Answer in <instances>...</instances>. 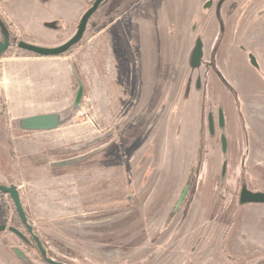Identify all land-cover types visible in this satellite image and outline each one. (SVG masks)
<instances>
[{
  "label": "rangeland",
  "instance_id": "374dc122",
  "mask_svg": "<svg viewBox=\"0 0 264 264\" xmlns=\"http://www.w3.org/2000/svg\"><path fill=\"white\" fill-rule=\"evenodd\" d=\"M198 2L101 5L83 39L123 18L94 46L102 41L107 50L105 41L114 36L119 78L132 73L136 83L132 97L109 115L95 116L86 101L81 112L64 115L66 126L81 129V137L59 146L32 142L0 101V183L18 186L30 223L53 258L71 264L264 262V203H240L242 185L264 191V72L246 61L252 51L264 67V16L250 18L242 29L236 22L250 0H228L232 19L224 16L223 37L216 7L202 10ZM0 10H6L3 1ZM12 27L13 38H23ZM36 27H25V34L43 35ZM197 38L205 54L199 68L190 63ZM218 39L227 42L228 53L216 62ZM219 107L225 129L217 124ZM209 111L215 135L209 132ZM224 130L227 154L220 140ZM66 159L73 162L54 164ZM3 224L24 229L13 200L0 192ZM0 264L46 263L36 247L7 230L0 232Z\"/></svg>",
  "mask_w": 264,
  "mask_h": 264
},
{
  "label": "crops",
  "instance_id": "0c3cea01",
  "mask_svg": "<svg viewBox=\"0 0 264 264\" xmlns=\"http://www.w3.org/2000/svg\"><path fill=\"white\" fill-rule=\"evenodd\" d=\"M0 1L6 7L3 14L7 12V18L24 34L27 31L25 27L32 30L34 25L39 26L35 29L42 30L43 35L36 37L32 32H27L32 34L35 43L55 46L74 35L81 16L93 0ZM198 3L202 4L203 0ZM120 20L123 18H116L101 26L70 52L62 55H18L10 51L5 53L1 58L0 101L7 110L10 122L18 124L21 118L38 113L69 114L78 87L73 67L84 82L83 103L86 101L91 108L94 107L95 116L109 115L114 108L130 99L134 94L135 75L131 73L127 80L119 78L121 70L114 51V36L109 35L105 41L107 50L102 49V41L94 46L102 34ZM118 81H121V86L113 89L112 85L116 86ZM124 82L128 84L125 85ZM115 99L120 102L116 104ZM82 109L78 111L81 112ZM18 130L22 137L32 142L38 139L47 140L46 144L51 143L52 146L66 144L64 142L81 137L82 132L81 129L66 126V123L52 130H24L20 127ZM85 131L84 129L83 132Z\"/></svg>",
  "mask_w": 264,
  "mask_h": 264
},
{
  "label": "water",
  "instance_id": "95a60500",
  "mask_svg": "<svg viewBox=\"0 0 264 264\" xmlns=\"http://www.w3.org/2000/svg\"><path fill=\"white\" fill-rule=\"evenodd\" d=\"M104 1L106 0H94L92 2V4L86 9V11L81 16L79 23L77 25V30L74 33V35L65 42L55 46H45L37 43L28 42L25 40H19L17 43V49L26 50L28 52L34 53L39 56H58L70 52L76 45H78L82 41L83 36L87 29L88 22L90 21V18L100 8L101 4ZM212 2H213L212 0H209L206 3L205 7L206 8L209 7L212 4ZM0 34H1V39H0V58H1L5 53L8 52V49L11 47V34L7 25L5 24V21L1 17H0ZM202 57H203V42L199 38L192 52L191 65L193 67H198L201 64ZM251 60L255 66L259 67L255 57L252 56ZM73 71L77 79L78 87L76 90L75 98L70 113L67 117H69L73 111L79 110L81 108L85 93V86L82 77L80 76V74L78 73L75 67H73ZM219 110H220L219 111L220 127L221 129H224V115H223L222 107H220ZM67 117L65 118L64 115H62L59 112L38 113L21 118L18 124L19 127L24 130H52L62 125L64 121H66ZM209 128L211 133L214 134L215 125H214L212 112L209 113ZM220 140L222 144L223 153L226 154L228 142L224 131H222L221 133ZM72 162L73 159H66V160L57 161L54 164L62 166V165L71 164ZM226 169H227V163L224 162L222 169V176L225 175ZM0 192L10 195L11 199L13 200L16 206V210L22 222L25 224L29 233L32 235L33 239L35 240L37 247L42 254L43 260L47 264H71L69 262L60 261L48 256L47 248L43 244L40 236L34 232V226L30 224L28 221V216L24 209L18 186L16 184L6 185L0 183ZM240 203L241 204L264 203V191H253L249 189L247 185L244 184L240 192ZM4 229H5V225H0V232ZM9 230L17 234L25 242H29L27 235L18 228L14 226H10ZM18 255L21 259H26L23 253L18 252ZM261 264H264V262H262Z\"/></svg>",
  "mask_w": 264,
  "mask_h": 264
},
{
  "label": "flooded vegetation",
  "instance_id": "af4514ba",
  "mask_svg": "<svg viewBox=\"0 0 264 264\" xmlns=\"http://www.w3.org/2000/svg\"><path fill=\"white\" fill-rule=\"evenodd\" d=\"M107 1V0H106ZM106 1H104V2H106ZM209 0H204L203 1V3H202V10H206V9H208V10H210V9H212V8H215L216 7V16H217V21H218V24L220 25V34H224V32L226 31V26H225V21H224V16L225 15H228V14H230V8L228 9V7L226 6V8H225V4L227 3V1L228 0H212L213 2H212V4L209 6V7H205V5H206V3L208 2ZM104 2L102 3V4H104ZM92 4V3H91ZM90 4V5H91ZM101 4V5H102ZM101 7V6H100ZM248 7H250L248 10L246 9V10H241V12H240V15H238V20H237V22H236V24L237 25H242L243 26V28L242 29H246V28H248L247 27V25H248V23H249V19L250 18H252V17H256V15H258V14H261V16L263 15L264 16V0H250V5L248 6ZM88 8V7H87ZM98 11V10H97ZM96 11V12H97ZM95 12V13H96ZM94 13V14H95ZM93 14V15H94ZM93 15H92V17H93ZM91 17V18H92ZM91 18H90V21H91ZM228 18L231 20L232 18L228 15ZM254 18H252V20L254 19ZM89 21V22H90ZM89 22H88V25H87V28H88V26L90 25L89 24ZM233 23H235L234 22V20H233ZM251 24V23H250ZM87 30V29H86ZM223 37H225V35H223ZM199 38H197L196 39V43H197V40H198ZM201 39V38H200ZM20 40V39H19ZM18 40V41H19ZM202 40V39H201ZM202 42H203V40H202ZM196 43H195V45H194V47H193V49H192V52H193V50H194V48H195V46H196ZM217 44L215 45V47H214V49H213V51H214V54H215V57H216V62H217V60L219 59V56L222 54V55H227V53H228V49H227V52L225 51V47L227 46V42H225V41H223V40H219L218 39V41L216 42ZM233 44H234V42H233ZM230 45V44H229ZM242 47L243 48H245L244 47V45H242ZM227 48H228V46H227ZM192 52H191V56H190V63H191V57H192ZM204 56H205V54H204V42H203V57H202V59H201V64L198 66V67H196V68H199V67H201L202 66V60H203V58H204ZM252 56L253 57H255V59L257 60V62H258V65H259V67H257V66H255L253 63H252ZM246 61H247V63H249L250 64V66H252L254 69H255V71L256 72H258V70H260V69H262L263 70V72H264V67L262 66V60L259 58V56H257L254 52H252V51H250V52H248L247 53V57H246ZM211 59L209 58V63H210V65H211ZM210 67H212V66H210ZM261 77L264 79V77L261 75ZM201 84H202V80H201V78L200 77H198L197 79H196V86H197V88H201ZM219 109H220V107H219ZM218 109V117H217V124H218V126L220 127V121H219V110ZM223 109V108H222ZM210 112H212V111H209V113ZM209 113H208V117H207V121H208V128H209ZM213 113V112H212ZM223 115H224V129H225V126H226V115H225V113H224V109H223ZM213 120H214V125H215V132H216V122H215V115H214V113H213ZM221 128V127H220ZM209 132H210V134L211 135H215V133L214 134H212L211 133V131H210V128H209ZM224 132H225V130H224ZM222 133V132H221ZM225 134H226V137H227V133L225 132ZM221 137V136H220ZM229 140H228V138H227V142H228ZM222 145V144H221ZM228 147H229V143L227 144V152H228ZM227 154V153H226ZM224 162H226L227 163V161H224ZM242 187H243V185H242ZM242 187H241V190H242ZM248 187V186H247ZM249 188V187H248ZM249 189H251V188H249ZM241 190H240V192H241ZM251 190H253V191H259V190H257V189H251ZM5 194V193H4ZM5 195H9V194H5ZM20 195H21V193H20ZM9 197H10V195H9ZM10 199H11V197H10ZM12 200V199H11ZM21 200H22V198H21ZM22 203H23V201H22ZM248 204V203H247ZM14 206H15V204H14ZM24 206V205H23ZM25 209V208H24ZM177 210V209H176ZM15 211H16V214H17V216H18V219H19V221H20V223L22 224V226L24 227V229L22 230V229H19L18 227H16V228H18L19 230H21L23 233H25L26 235H27V237H28V239H29V242H25L23 239V241L26 243V245H30V246H33V247H36V249L38 250V253L40 254V258L41 259H43V257H42V254H41V252L39 251V249H38V247H37V244H36V242H35V240L33 239V237H32V235L29 233V231H28V229L26 228V226H25V224L22 222V220H21V218H20V216H19V214H18V212H17V210H16V206H15ZM26 211V210H25ZM27 213V212H26ZM27 216H28V214H27ZM28 221H29V223H30V220H29V216H28ZM31 224V223H30ZM3 225H5V229L4 230H2V231H9V227H10V225H8V224H3ZM12 232V231H11ZM34 232L36 233V230H35V227H34ZM14 233V232H13ZM17 235V234H16ZM18 236V235H17ZM19 237V236H18ZM47 252H48V250H47ZM48 256L49 257H52L49 253H48ZM53 258V257H52Z\"/></svg>",
  "mask_w": 264,
  "mask_h": 264
},
{
  "label": "trees",
  "instance_id": "16d2710c",
  "mask_svg": "<svg viewBox=\"0 0 264 264\" xmlns=\"http://www.w3.org/2000/svg\"><path fill=\"white\" fill-rule=\"evenodd\" d=\"M0 17L5 21V24L7 25L9 31H10V34H11V47L8 49V51H11L15 54H30V55H35V56H39V55H36L34 53H31V52H28L26 50H18L17 49V43H18V40L16 38H13V35H14V31H13V23L11 20H9L7 17L4 16V14L2 13V11L0 10ZM20 40H25V41H28V42H32V43H35L33 37H31V35H28V34H24L23 35V38H20ZM48 253L52 255V253L50 251H48ZM60 260V259H58ZM42 261L44 263H46L43 259ZM60 261H66V260H60ZM67 262V261H66ZM47 264V263H46Z\"/></svg>",
  "mask_w": 264,
  "mask_h": 264
},
{
  "label": "built area",
  "instance_id": "2783aa9c",
  "mask_svg": "<svg viewBox=\"0 0 264 264\" xmlns=\"http://www.w3.org/2000/svg\"><path fill=\"white\" fill-rule=\"evenodd\" d=\"M2 64H1V59H0V70H1Z\"/></svg>",
  "mask_w": 264,
  "mask_h": 264
}]
</instances>
